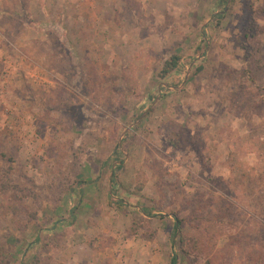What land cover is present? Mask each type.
I'll use <instances>...</instances> for the list:
<instances>
[{
	"label": "rangeland",
	"instance_id": "1",
	"mask_svg": "<svg viewBox=\"0 0 264 264\" xmlns=\"http://www.w3.org/2000/svg\"><path fill=\"white\" fill-rule=\"evenodd\" d=\"M112 1L0 0V264H264V0Z\"/></svg>",
	"mask_w": 264,
	"mask_h": 264
},
{
	"label": "crops",
	"instance_id": "2",
	"mask_svg": "<svg viewBox=\"0 0 264 264\" xmlns=\"http://www.w3.org/2000/svg\"><path fill=\"white\" fill-rule=\"evenodd\" d=\"M59 1L64 2V8L62 11V12H64L63 17L66 18V16L68 15V10H70V8H71V9H74V12H76L77 14L80 15L79 18L82 20L86 19V18H90V19L94 20L93 18L97 17L95 14V11L100 13L101 10L102 11L103 10L107 11V9L111 10L112 4H113L112 0H110V1L109 0H59ZM95 3L97 4L96 6H95ZM100 3H102L103 5ZM5 13L9 15V13H7L3 10L0 11V15H4ZM61 15H62V13H61ZM96 23H97V25L100 24L98 19H96ZM92 27H94V25ZM116 27H117V25H116ZM113 260H114L113 255L111 256L110 253H108V257L105 259L104 263L105 264H114ZM79 263H80V260L73 262V264H79Z\"/></svg>",
	"mask_w": 264,
	"mask_h": 264
},
{
	"label": "trees",
	"instance_id": "3",
	"mask_svg": "<svg viewBox=\"0 0 264 264\" xmlns=\"http://www.w3.org/2000/svg\"><path fill=\"white\" fill-rule=\"evenodd\" d=\"M179 61H180L179 55H172L168 60L164 62L163 67L159 72V76L165 78L172 70H174L177 67ZM114 177L115 175L112 174V178H111L112 183ZM180 227H181V220L176 217L173 225L174 233H176ZM176 262H177L176 256H172L169 264H177Z\"/></svg>",
	"mask_w": 264,
	"mask_h": 264
}]
</instances>
